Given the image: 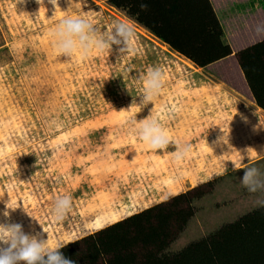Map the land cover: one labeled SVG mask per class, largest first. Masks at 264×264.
I'll use <instances>...</instances> for the list:
<instances>
[{
  "label": "rangeland",
  "instance_id": "obj_1",
  "mask_svg": "<svg viewBox=\"0 0 264 264\" xmlns=\"http://www.w3.org/2000/svg\"><path fill=\"white\" fill-rule=\"evenodd\" d=\"M209 1L231 53L197 67L109 0H0V222L74 242L198 186L210 190L192 202L173 252L259 207L264 193L248 192L240 175L264 171V110L236 54L264 39L255 31L264 0ZM66 15L89 18L98 32L125 21L135 35L122 52L60 54L49 33ZM151 68L163 86L141 107ZM130 115L157 116L169 145L147 148ZM178 145L187 148L180 159ZM59 195L72 207L57 222L50 210ZM6 205L16 207L8 217Z\"/></svg>",
  "mask_w": 264,
  "mask_h": 264
},
{
  "label": "trees",
  "instance_id": "obj_2",
  "mask_svg": "<svg viewBox=\"0 0 264 264\" xmlns=\"http://www.w3.org/2000/svg\"><path fill=\"white\" fill-rule=\"evenodd\" d=\"M197 67L231 53L209 0H109ZM148 5L141 10L140 4ZM256 105L264 110V39L236 54ZM212 185V182L204 186ZM200 186L68 243L60 251L77 264H264V207L170 252L193 215Z\"/></svg>",
  "mask_w": 264,
  "mask_h": 264
},
{
  "label": "clouds",
  "instance_id": "obj_3",
  "mask_svg": "<svg viewBox=\"0 0 264 264\" xmlns=\"http://www.w3.org/2000/svg\"><path fill=\"white\" fill-rule=\"evenodd\" d=\"M38 3L41 0H37ZM55 5L57 0H50ZM72 2V0H69ZM87 0H81L86 4ZM148 5L141 3V10H146ZM255 31L264 35V24H258ZM133 27L125 21H116L108 31H97L96 25L89 19L80 15H66L61 18L56 26L50 31L57 53L64 55H79L81 58L90 53H102L110 51L113 45L117 51L127 50L134 37ZM163 86V74L159 68L148 70L144 78V91L140 96V106L143 107L149 101L153 102ZM127 122L133 125L132 131L138 139L144 142L147 148L159 150L167 147L170 141V134L164 128L157 116H147L137 120L130 115ZM224 133V132H223ZM218 141H227L225 134L218 138ZM226 143V142H225ZM187 151L185 146H177L174 157L180 159ZM247 158L239 152V159ZM241 185L250 193H264V171L248 166L243 169L240 175ZM257 206L264 207V199L256 201ZM72 207L70 195H59L55 198L51 208L52 220L62 221ZM6 205L3 215L8 217L7 209H15ZM39 234L25 232L20 223L0 222V264H77L75 259L66 257L60 249L66 242H53L47 239L38 238Z\"/></svg>",
  "mask_w": 264,
  "mask_h": 264
},
{
  "label": "crops",
  "instance_id": "obj_4",
  "mask_svg": "<svg viewBox=\"0 0 264 264\" xmlns=\"http://www.w3.org/2000/svg\"><path fill=\"white\" fill-rule=\"evenodd\" d=\"M254 101V100H253Z\"/></svg>",
  "mask_w": 264,
  "mask_h": 264
}]
</instances>
